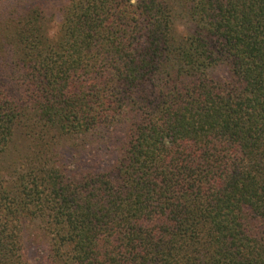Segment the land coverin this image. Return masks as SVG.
I'll use <instances>...</instances> for the list:
<instances>
[{"label":"trees","instance_id":"1","mask_svg":"<svg viewBox=\"0 0 264 264\" xmlns=\"http://www.w3.org/2000/svg\"><path fill=\"white\" fill-rule=\"evenodd\" d=\"M28 225L39 264H264V0H0V264Z\"/></svg>","mask_w":264,"mask_h":264},{"label":"rangeland","instance_id":"2","mask_svg":"<svg viewBox=\"0 0 264 264\" xmlns=\"http://www.w3.org/2000/svg\"><path fill=\"white\" fill-rule=\"evenodd\" d=\"M181 24L184 25V20L181 19V21H179ZM59 26V24H58ZM54 29H57V24L54 27ZM179 31L184 34L186 32V29L184 28V26H181ZM226 69L224 68H218L217 70L214 71V74L216 77L221 78V79H225L226 78ZM112 156L109 157V160L112 159ZM106 159V157L104 158ZM103 166H106L103 165ZM88 167H93L92 165L88 166ZM10 179V178H9ZM37 232V233H36ZM39 231L37 229V227L28 225L27 229H26V246H27V250H28V255L30 257L31 260V264H39V262L37 261L38 257H42V253L41 251L43 250V248L41 247V236L40 234H38ZM38 235V236H37Z\"/></svg>","mask_w":264,"mask_h":264}]
</instances>
